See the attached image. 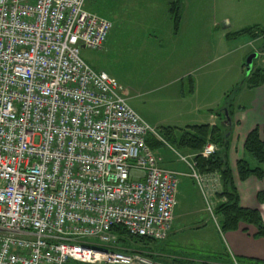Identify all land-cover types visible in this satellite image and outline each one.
Masks as SVG:
<instances>
[{
  "label": "built area",
  "instance_id": "obj_1",
  "mask_svg": "<svg viewBox=\"0 0 264 264\" xmlns=\"http://www.w3.org/2000/svg\"><path fill=\"white\" fill-rule=\"evenodd\" d=\"M85 1L0 0V264H159L126 238L171 229L177 173L123 85L80 57L112 28Z\"/></svg>",
  "mask_w": 264,
  "mask_h": 264
},
{
  "label": "rangeland",
  "instance_id": "obj_2",
  "mask_svg": "<svg viewBox=\"0 0 264 264\" xmlns=\"http://www.w3.org/2000/svg\"><path fill=\"white\" fill-rule=\"evenodd\" d=\"M169 1L86 0L84 3L86 11L107 19L112 28L105 46L98 50L81 48L80 57L90 67L105 71L121 83L128 104L137 112L142 110L145 120L156 133L161 127L172 126L176 122L173 114L176 106L165 104L163 99L174 98L179 90L187 92L188 75L201 80L208 77L200 81L199 92L210 90L215 99L224 91L226 98L222 103L228 100L245 104L248 100L244 80L247 76L244 64L251 50L247 44L248 36L241 35L228 41L218 34L211 35V38L203 36L205 27L202 26L217 15L218 9L221 11L223 0H180L183 21L178 38L172 35ZM222 23L218 22L220 29ZM191 31L194 32L191 34ZM259 57H264V51L259 53ZM184 74L182 81L176 80ZM204 74L208 76L203 77ZM211 143L217 151L218 146ZM155 154L161 155L165 165L167 163L168 167L180 173L175 196L176 218L171 235L169 233V238L160 242L159 250L173 252L187 264H223L226 258L218 255L232 254L227 236L225 232L212 230L215 225L219 229V217L215 216L214 209L223 199L217 198L219 192L214 195L208 192L213 184L211 179H217L219 175L196 172L198 182L191 175L189 166L193 157L183 160L188 151L167 143ZM245 158L251 167L255 166L256 162L250 155L246 154ZM206 221L209 222L207 229L193 228Z\"/></svg>",
  "mask_w": 264,
  "mask_h": 264
},
{
  "label": "crops",
  "instance_id": "obj_3",
  "mask_svg": "<svg viewBox=\"0 0 264 264\" xmlns=\"http://www.w3.org/2000/svg\"><path fill=\"white\" fill-rule=\"evenodd\" d=\"M175 1L179 3L178 13L180 15L178 27L176 30L173 25V15L172 12L170 11ZM221 1L222 0H220V2ZM180 4H181L180 0H171L168 2V12L170 14L171 23H172V35L176 38H178L182 30L183 15L181 14L180 11ZM221 4H223L221 5L222 8L221 11H219L218 9L217 15H214L212 19L209 18L207 24L202 26L203 28L205 27V30L203 31V36L207 35V38H211V35L218 34L221 38H224L225 40L228 41V39L238 37V36L227 37L229 33H235L246 27L257 26L264 31V0H223ZM192 21L193 22L195 21V15L192 16ZM219 21L225 22V24L222 25L221 29L218 27ZM193 32L194 31H191V34ZM243 35H247L248 38L250 39L249 42L247 43L251 47L249 53L257 54V57L254 59L255 63L252 62V68H261V67L264 68V57L263 58L259 57V53L261 51H264L263 50L264 38L262 36L252 37L248 34H243ZM108 37L105 43L103 44V46L106 45V42L108 41ZM238 73H240V69ZM186 74H189V72H187ZM186 74H184V76L177 77L176 80L182 81ZM205 76H208V74L203 75V77ZM186 77H187V82L189 84V88L187 92H183L182 90H179V92L174 95V98L172 97V98L163 99V102L165 104L166 103L174 104L176 106L174 113L172 112L174 114V117L176 118L175 120L176 122L172 124V126L168 124L167 127H175V128L183 129L186 126H193V125H208V126L222 125L225 126L226 128H229L227 145L225 148L223 147V149L221 150L223 151L224 159L226 160L228 167L231 171L233 184L236 188L239 197V203L242 207L258 210L260 212L264 224V201L259 202L257 199V194L259 192H264V165H263V176L261 179H257L255 176L251 175L247 177L245 180L240 181L238 179L236 172L237 160H239L242 157L245 158L246 155L243 151V143L247 134L254 127L258 126L261 128V126L264 124V79L263 82L255 88L250 89L245 85L246 86L245 88L247 89L248 92V100L245 104H235L234 102H231L234 107L232 109V112L228 116L229 118V122H228L225 117V111H224V115H222V118L217 114V111H219V109H221V107L223 106L222 99L226 98L224 97L225 92L223 91L222 94L218 95L214 99L212 98L213 97L211 94L212 91L209 90L207 93H205V92H199L198 89L201 82L208 79V77H205L202 80L199 77L192 78L189 75ZM201 93L204 94L199 95ZM124 96H125V92H124ZM240 106L243 108L240 109L239 108ZM130 107L148 125H150L142 115L141 109H139L138 111L139 113H138L134 109V106L133 107L130 106ZM187 121H193V122L187 123ZM158 123H156L155 125H159ZM180 125H184V126H180ZM259 137L264 145V133L262 131H260ZM157 149L153 150L154 154L157 151ZM182 149L188 151V154L184 158L182 157V159L183 160H186L187 158L192 159V157L194 156L193 152H191L187 148H182ZM155 156L158 159L160 167L176 172L177 173L176 176L178 177L180 173L168 167L167 163L165 165V163H163L164 159L162 158L161 155L155 154ZM218 177L217 179H211V182H213V184L208 191L210 195L211 194L214 195L216 194V192H220L222 189L221 181L220 179H218ZM175 218H176V214H175V206H174V216H173L170 232H172ZM196 226H199V229L200 228L207 229L209 226V222L206 221ZM243 228H245L246 231H244ZM212 230H215L214 232L219 231L216 225L212 227ZM254 233H255V227L253 225H247L243 223L239 224V228L237 230L225 232L227 236L226 238L227 243L229 245V251L232 253V254L230 253L231 256L251 257V258L264 260V238L253 237ZM169 236L167 237V239L169 238ZM159 249L160 246L156 248L157 251H159ZM154 259L155 262L159 264H180L179 259L181 258L175 255L173 252H164L163 250H161L155 253Z\"/></svg>",
  "mask_w": 264,
  "mask_h": 264
},
{
  "label": "trees",
  "instance_id": "obj_4",
  "mask_svg": "<svg viewBox=\"0 0 264 264\" xmlns=\"http://www.w3.org/2000/svg\"><path fill=\"white\" fill-rule=\"evenodd\" d=\"M179 3L175 1L170 11L173 15V25L175 30L178 27L179 22ZM243 34H248L252 37L262 36L264 38V31L257 26L246 27L235 33H229L227 37H235ZM264 79V68H251L249 74L246 76L245 84L248 88H255L259 86ZM233 105L230 101L224 100L223 106L217 114L219 116L224 115V111L230 115L233 109ZM240 109L243 107H239ZM264 133V124L260 127L256 126L247 134L244 143L243 151L245 154L250 155L256 162L254 167H251L246 158H240L236 162V172L240 181L245 180L249 176H255L257 179H261L263 176V165H264V145L260 140L259 133ZM161 139H158L152 134L146 137V143L155 150L159 147L164 146L165 143L168 145L176 146L177 148H187L193 152V168L200 174H213L216 173L220 177L222 189L216 194L218 199H223L217 203L214 214L219 217V231L227 232L234 231L239 228V224L253 225L255 227V233L253 237L264 238V224L260 215V212L256 209H250L242 207L239 203V197L236 188L233 184L231 171L228 164L223 156V147L227 145V138L229 134V128L222 125H193L186 126L183 129L175 127H161L160 132L157 133ZM209 140L218 146V150L209 157H203L200 154V150L204 144ZM259 202L264 201V192L257 194ZM193 228H199L194 226ZM120 233L123 234V230L119 229ZM246 231L245 228H243ZM126 238V237H125ZM133 246L142 247L144 246L147 255L155 260V253L159 252L156 250L160 246V242L152 241L146 238H126ZM123 242L127 243L125 240ZM129 243V242H128ZM161 247V246H160ZM219 258L223 256L226 258L223 264H264V260L251 257H232L228 254L218 255ZM181 258V257H179ZM180 264H187L183 262L182 258L179 259ZM211 264V263H202Z\"/></svg>",
  "mask_w": 264,
  "mask_h": 264
},
{
  "label": "water",
  "instance_id": "obj_5",
  "mask_svg": "<svg viewBox=\"0 0 264 264\" xmlns=\"http://www.w3.org/2000/svg\"><path fill=\"white\" fill-rule=\"evenodd\" d=\"M225 22L222 23V25H224ZM257 57V54L256 53H251L250 55L247 56L246 60H245V72L246 74L248 75L251 68H252V62L253 60ZM225 117H226V120L229 122V118L227 116V113L225 112Z\"/></svg>",
  "mask_w": 264,
  "mask_h": 264
}]
</instances>
